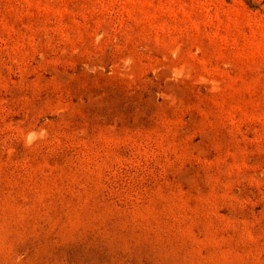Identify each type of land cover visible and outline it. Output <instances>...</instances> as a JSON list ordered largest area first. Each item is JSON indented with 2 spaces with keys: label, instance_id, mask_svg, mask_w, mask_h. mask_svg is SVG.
Wrapping results in <instances>:
<instances>
[{
  "label": "rangeland",
  "instance_id": "obj_1",
  "mask_svg": "<svg viewBox=\"0 0 264 264\" xmlns=\"http://www.w3.org/2000/svg\"><path fill=\"white\" fill-rule=\"evenodd\" d=\"M0 264H264V0H0Z\"/></svg>",
  "mask_w": 264,
  "mask_h": 264
}]
</instances>
